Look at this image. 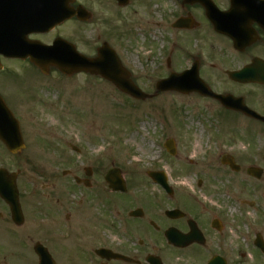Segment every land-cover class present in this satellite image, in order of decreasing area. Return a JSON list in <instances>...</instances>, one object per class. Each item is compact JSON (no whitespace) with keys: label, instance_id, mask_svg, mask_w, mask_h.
<instances>
[{"label":"flooded vegetation","instance_id":"1","mask_svg":"<svg viewBox=\"0 0 264 264\" xmlns=\"http://www.w3.org/2000/svg\"><path fill=\"white\" fill-rule=\"evenodd\" d=\"M77 5L114 9L104 19L117 22L121 40L134 24L144 38H155L140 47L151 54L147 64H156L158 51L166 73L194 70L198 91L181 97L195 106L199 131L233 142L187 186L168 193L158 186V198L131 200L134 183L124 175V192L108 201L101 158L85 167L71 159L64 178L46 171L54 131L25 114L19 98L13 113L2 83L12 86V72L25 71L23 88L27 61L0 54V97L18 132L14 154L0 138V264H264V0L71 4ZM12 6L0 1V37L10 36ZM0 130L6 136L5 124ZM165 175L171 181V171ZM172 209L178 212L166 214ZM104 250L120 257L107 259Z\"/></svg>","mask_w":264,"mask_h":264},{"label":"rangeland","instance_id":"2","mask_svg":"<svg viewBox=\"0 0 264 264\" xmlns=\"http://www.w3.org/2000/svg\"><path fill=\"white\" fill-rule=\"evenodd\" d=\"M103 11L92 23L73 29L71 27L77 48L85 55H95V48L100 45L101 41L105 40L116 50L123 66H128V69L133 73L140 77L146 76L148 82L164 76V70L160 71L161 68H154L157 65L154 63H149L147 69H140L142 64L148 63L147 54L140 48L147 40L136 36L137 34L134 35L135 29L131 39L124 42V48L118 49L116 35L119 26L110 25L114 27V30L103 26ZM111 13H107V15ZM50 35L43 37V40H47ZM148 41L153 44L156 39L152 38ZM24 64L32 71L27 62ZM29 70L26 73L24 91L21 80L25 76V71L16 70L12 72V77L16 78V81L11 86L8 81L2 80L3 88L5 92L9 93L8 103H10L13 113H19V106L16 105L19 98V101L23 102L31 111L29 112L24 106L25 114H40L39 118L42 120L43 126L45 123H49L58 131L59 145H56V147L58 146L56 154L59 155H55L58 157L56 159L58 162L53 163L52 167L60 170L67 167L68 150L66 145L68 143L85 147L86 150H83L76 159L81 162L86 155H93L94 150L88 151L87 148L91 145L94 147L98 140V145L104 152L102 156L106 166L109 167L110 164L119 165L123 172H127V177L133 176L136 183L137 179L140 180L135 185L133 196L130 197L131 200H140L137 196L151 194L145 190L155 191V188H150L141 175L144 168L157 166L166 171H171L172 183L176 185L181 186V183H190L191 179L189 178L195 174L198 176L200 167L202 168L200 162H205L206 159H209L210 162L212 153L222 141L220 138L208 137L201 133L196 117L193 112L188 111L192 105L189 103L179 104L175 97L164 94L149 102L139 103L119 93L99 77L84 73L73 75L70 78L61 77L59 73H50L47 78L50 83L39 82L36 84L33 79L37 76ZM148 82L144 88L145 92L152 91ZM157 117L161 120L154 121ZM141 121L150 123L142 133L145 146L140 144L139 136L127 140L128 135L140 127ZM91 132L94 134L92 138ZM166 134L174 137L176 156L180 157L179 159L170 157L162 149L160 139ZM99 138L102 142H99ZM242 139L238 136L235 137L236 142ZM40 144L43 145L44 141H40ZM98 147L94 149L96 150ZM148 147H151L152 150L151 157L143 158L140 164L133 163L131 156L135 150L141 152ZM64 149L66 150L65 153ZM192 154L194 155L193 161L198 164L193 165L190 171L186 173L188 178L183 177L185 173L179 170V165L185 167V163L188 164L189 160H182L181 158L190 157ZM49 155V152L44 154L46 158ZM202 169L210 170L208 164ZM55 187L56 189L60 188V190L64 189L59 184ZM154 194L157 195V193ZM109 195L107 193L106 196ZM115 198L114 196L113 199Z\"/></svg>","mask_w":264,"mask_h":264},{"label":"water","instance_id":"3","mask_svg":"<svg viewBox=\"0 0 264 264\" xmlns=\"http://www.w3.org/2000/svg\"><path fill=\"white\" fill-rule=\"evenodd\" d=\"M77 14L78 16H81V10H78ZM81 18L86 17L82 16ZM59 21L60 19H57L55 23H58ZM41 49L47 50L45 47ZM30 59L43 71L45 70L46 66H49L50 64H56L57 67H59V69L66 74H71L80 70L87 71L92 74H100L104 78L111 81L119 89L131 94L132 96L136 98H145V95H143L128 79V73L121 67L115 53L107 46L106 43L98 48V55L93 59H87L80 55H76L70 59L71 62L67 61V63L64 62V64L54 63V61L48 57H45L43 61H37V59H33L32 57H30ZM183 75H172L169 77V79L158 81L155 86L156 91L177 90L184 92L181 83H179L180 80L183 82ZM111 177H113V180L110 183V186L115 188L122 186L118 175L112 174Z\"/></svg>","mask_w":264,"mask_h":264},{"label":"bare ground","instance_id":"4","mask_svg":"<svg viewBox=\"0 0 264 264\" xmlns=\"http://www.w3.org/2000/svg\"><path fill=\"white\" fill-rule=\"evenodd\" d=\"M150 124L149 122L143 121L140 124V127L136 130H134L133 132H131L128 136L127 140H131L136 136L140 137V144L142 146H145V140L143 137V131L146 130V126ZM152 154V150L151 147H148L146 149H143L141 152H139L138 150H135L134 152V156H132V160H134L135 162H139L142 158H150Z\"/></svg>","mask_w":264,"mask_h":264}]
</instances>
